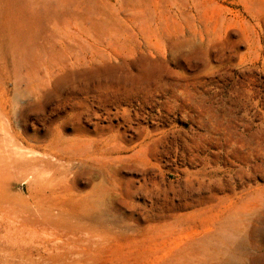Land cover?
Instances as JSON below:
<instances>
[{
    "label": "rangeland",
    "instance_id": "rangeland-1",
    "mask_svg": "<svg viewBox=\"0 0 264 264\" xmlns=\"http://www.w3.org/2000/svg\"><path fill=\"white\" fill-rule=\"evenodd\" d=\"M0 264H264V0H0Z\"/></svg>",
    "mask_w": 264,
    "mask_h": 264
},
{
    "label": "bare ground",
    "instance_id": "bare-ground-1",
    "mask_svg": "<svg viewBox=\"0 0 264 264\" xmlns=\"http://www.w3.org/2000/svg\"><path fill=\"white\" fill-rule=\"evenodd\" d=\"M15 202H17V201H15Z\"/></svg>",
    "mask_w": 264,
    "mask_h": 264
}]
</instances>
